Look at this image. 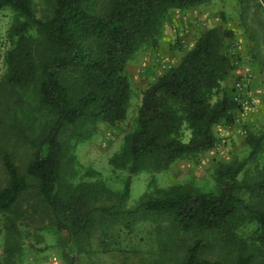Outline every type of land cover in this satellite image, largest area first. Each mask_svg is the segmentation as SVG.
Instances as JSON below:
<instances>
[{"label": "trees", "instance_id": "16d2710c", "mask_svg": "<svg viewBox=\"0 0 264 264\" xmlns=\"http://www.w3.org/2000/svg\"><path fill=\"white\" fill-rule=\"evenodd\" d=\"M211 2L53 0L48 14L40 18L32 0H0V10L12 12L3 56L0 31V66L4 67L0 128L10 130L16 121L9 108L18 100L12 105L6 91L12 95L33 89L38 113L44 117L24 174L12 154L0 147L7 179L0 188V216L5 218L11 244L19 241L21 202L34 188L56 230L69 238L91 229L96 213L134 219L153 216L173 231L197 237L172 264H254L264 258V132L248 133L250 152L244 161H217L214 190L190 184L158 188L152 177L140 202L120 210L130 196L134 176L155 175L179 160L210 151L219 140L215 127L233 123L240 104L232 94L234 87L227 84L233 70L227 42L236 34L232 29H206L176 65L141 91L135 124L109 159L112 173L126 175L121 190L111 189L99 172L87 173L77 183L61 175L67 152L64 132L86 122L115 125L125 121L133 91L127 65L142 51L158 50L171 11ZM239 6L244 23L251 5L239 0ZM255 9L264 13V0H258ZM255 46L253 62L264 77V51L256 50L259 42ZM251 163H255L254 175L249 180L246 173ZM210 241L234 251L233 263L205 258L202 253ZM7 253L13 262L14 249Z\"/></svg>", "mask_w": 264, "mask_h": 264}, {"label": "rangeland", "instance_id": "374dc122", "mask_svg": "<svg viewBox=\"0 0 264 264\" xmlns=\"http://www.w3.org/2000/svg\"><path fill=\"white\" fill-rule=\"evenodd\" d=\"M248 1L251 7L244 23L240 18L239 0H212L209 6L171 11L160 39L164 37V48L168 45L167 42L172 44L173 49L167 48L174 56L163 63L159 62V76L170 66L176 65L206 29L213 26L223 30L232 29L236 34L227 42L233 57V70L227 84L232 89L242 75L251 73L252 85L248 92L250 103L237 107L233 123H221L215 127L219 140L210 151L179 160L169 170L155 175L142 172L134 176L130 196L120 210H130L140 202L143 194L150 189L152 177L158 188L190 184L200 189L214 190L217 161H244L250 152L246 144L248 133L264 132V77L254 65L251 54L257 42L259 48L256 50L264 51V13L255 9L258 0ZM32 2L35 14L40 18L48 14L53 4V0ZM11 20L10 9L0 10L2 56L8 47L6 33ZM164 29L172 35V39L166 42L167 34ZM158 50H162L161 44ZM3 73L4 67L1 64L0 77ZM132 89V100L125 121L115 125L104 121L86 122L79 128L64 132L67 152L62 161L61 175L65 181L77 183L87 173L99 172L107 179L111 189L121 190L126 175L112 173L109 159L121 148L125 133L135 124L142 90ZM6 93L12 97V105L14 100H18V104L9 108L16 117L13 126L9 127L11 129L4 131L0 128V147L12 154L20 172L24 174L27 162L33 155L44 117L38 113L33 89L20 90L12 95L8 91ZM254 164L247 166L246 176L249 180L254 175ZM6 180L0 161V188L5 186ZM105 202L115 205L114 201ZM17 225L19 241L11 244L6 235L5 218L0 216V264H73V261L74 264H172L197 238L193 233L173 231L165 221L155 220L153 216L134 219L128 215L100 213L95 214L91 229L69 238L67 233L56 230L50 211L42 205L34 188H30L21 202ZM11 247L15 252L13 262L8 261L7 251ZM202 255L208 259L233 263L236 253L210 241ZM254 264H264V258L259 257Z\"/></svg>", "mask_w": 264, "mask_h": 264}, {"label": "crops", "instance_id": "0c3cea01", "mask_svg": "<svg viewBox=\"0 0 264 264\" xmlns=\"http://www.w3.org/2000/svg\"><path fill=\"white\" fill-rule=\"evenodd\" d=\"M164 32L167 34L166 36L167 38L164 42L171 40L172 35H170L168 31H165V29ZM163 38L159 40V43L162 46L161 51L159 50L142 51L136 56L133 62L127 65L126 71L131 79L132 86L134 88H137L139 90L145 89L152 80H154L156 77L159 76V72H160L159 62L161 61L163 63V61L170 60L174 56L172 54L173 52L168 51V48L173 49L172 44L167 42L169 46L167 45L166 48H164L165 45L163 44ZM162 56H164V60H162ZM251 85H250V89H251Z\"/></svg>", "mask_w": 264, "mask_h": 264}, {"label": "built area", "instance_id": "2783aa9c", "mask_svg": "<svg viewBox=\"0 0 264 264\" xmlns=\"http://www.w3.org/2000/svg\"><path fill=\"white\" fill-rule=\"evenodd\" d=\"M252 82L251 73L242 75L234 85V99L241 105L247 106L250 103L248 94Z\"/></svg>", "mask_w": 264, "mask_h": 264}]
</instances>
